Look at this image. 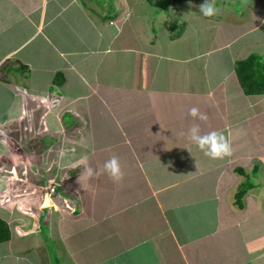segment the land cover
<instances>
[{
    "label": "crops",
    "instance_id": "crops-1",
    "mask_svg": "<svg viewBox=\"0 0 264 264\" xmlns=\"http://www.w3.org/2000/svg\"><path fill=\"white\" fill-rule=\"evenodd\" d=\"M89 1L0 0V139L7 144L0 143V218L11 233L0 243L5 252L20 253L12 250L14 229L24 240L53 225L63 239L85 219L82 236L90 231L94 242L95 232L105 231L119 257L120 231L112 230L125 214L134 222L122 239L131 245L110 263L264 264V239L248 234L264 228V94H244L234 72L235 60L264 53V0H218L211 18L190 6L167 7L170 0L151 9L115 0L108 13V1L99 10ZM58 72L62 83L54 84ZM33 106L40 107L35 126L24 121ZM193 106L207 114L195 121L202 132L231 140V156L211 159L181 135L193 123ZM112 140L119 148L109 157L123 148L126 159L120 181L98 175L97 155L103 162L107 146L98 150ZM49 178L62 180L61 211L43 205L40 188ZM243 184L249 187L239 207ZM151 217L153 229L145 224ZM21 258L3 256L0 264Z\"/></svg>",
    "mask_w": 264,
    "mask_h": 264
},
{
    "label": "rangeland",
    "instance_id": "rangeland-1",
    "mask_svg": "<svg viewBox=\"0 0 264 264\" xmlns=\"http://www.w3.org/2000/svg\"><path fill=\"white\" fill-rule=\"evenodd\" d=\"M95 1L97 4L96 8L97 10L101 9V3L103 2V0H93ZM108 1L109 4L107 5V8H102V11H104L105 13H108L109 11H113L114 10V6H115V0H105ZM142 1V4L145 5L146 7L151 9V5L153 6H159L158 4L162 3V0H153L152 3H150L148 0H140ZM218 0H216L217 2ZM258 1V0H255ZM88 4H91L92 1L87 0ZM205 2V0H170L168 2H166L167 7L168 5H170V8L175 7V5L177 6H181V5H185V7L190 6L191 10H195V9H199V6L201 4H203ZM175 4V5H173ZM240 11L245 10V2L241 1L240 3ZM111 5H113V8L110 9ZM219 5V2L216 4V6ZM139 6H142L141 3ZM94 7V5L92 6ZM165 7V5H164ZM164 10V9H163ZM172 10V9H170ZM184 11V8L182 7V12ZM159 12V11H158ZM173 12V13H172ZM172 12H168L169 15H171L172 17V21L168 23L170 25H174V29L177 28V23H176V19H178V14L176 12H174L172 10ZM235 13H239L237 12V10L234 11ZM162 16L161 19H163V24L167 23L166 22V13L165 11L161 12ZM241 14V13H239ZM110 18H106V20L108 21ZM174 19V21H173ZM136 22L138 23V19L136 20ZM176 25V26H175ZM131 28V27H130ZM131 30H133L132 28L129 29V34L133 33ZM165 30H168L166 25H165ZM263 52V51H262ZM262 52H259L260 54H264ZM257 53V54H259ZM15 79H20V77L17 74H13L12 75ZM10 91H13L12 89ZM9 91V92H10ZM43 93V92H40ZM40 98V97H38ZM28 103L25 105V108H28ZM35 106L31 107L30 109H33ZM40 107H36L34 108L32 111L25 109V118L24 121L27 122L30 119L34 120V126L37 124L36 121V115L39 112ZM1 141H3V139H0ZM117 141L112 140L111 142V146H109V142H105L102 146H100L99 150L104 149V145L107 146L106 152L103 154V162L102 160H100V155H97V162L101 165V167H103L104 162L106 160H108L111 156L115 155L118 156L119 153L117 154H112L109 157V154L113 151V149H118L119 147H117L116 143ZM24 142L21 143L19 142V146L21 147V151L24 152ZM34 145L32 143H28V147L30 150V147H33ZM42 147H47V145L42 146ZM24 149V150H22ZM37 149H39V147H37ZM26 150L27 153L30 154V151ZM16 152H19V150L16 148ZM122 152L118 157L120 159V163L121 166L124 164L123 162L126 161L125 159V155H124V149L122 148ZM103 153V152H102ZM122 159V160H121ZM39 160V159H38ZM38 160L36 162H38ZM102 162V163H101ZM125 166V165H124ZM41 168V167H39ZM123 168V166H122ZM104 169V168H103ZM99 177H109L107 175L106 172L104 171H99L98 172ZM32 176H35L34 173ZM53 198V197H52ZM62 205V204H61ZM60 208V206H58ZM70 207H72V205H70ZM58 208V211H61ZM63 208V207H62ZM64 209V208H63ZM72 209V208H71ZM68 210H70V208L68 207ZM127 213V212H126ZM128 214V213H127ZM125 222H122L121 224H117L116 227H114V229L112 230V232H118V230L120 231V250L117 251L119 252L120 256H125L123 255V253L121 252V247L122 250L129 248L128 245H131V240H123V237H128L125 235H130V226H129V222L133 221L132 217L130 215H123ZM152 218H149L146 221V225L151 227V222H152ZM68 220V219H67ZM258 220V219H257ZM256 220V221H257ZM68 222V221H67ZM87 221L85 219L80 220L79 222L74 223L73 225H75V227H70V229L68 230V232L64 231V237L63 239L60 236V228L54 227L52 226H46L44 224H42V232L40 233V236L37 234H28L27 238L22 240L21 238V230H15V237L13 238V242H12V250H17L16 252H20L17 253V256L14 254V252L12 251V253H7L5 252V245L6 244H0V257L3 256H7L10 259H14V257L19 258L20 257H24L21 258L23 260H21V264H113L112 262L110 263L109 257L114 256L115 258L118 257L117 253H113L114 251H116L113 247V238L111 236L110 239H107L106 237V232L105 231H99L97 236V232H95V237H94V242L91 241V238L89 237L92 236L90 231H86V235L87 237H83L82 234L80 233V231L85 230V228L81 227L83 226V224H85ZM134 222V221H133ZM262 222H264V220H262ZM76 225H78L76 227ZM249 226V224H247ZM152 228V227H151ZM10 229V228H9ZM153 229V228H152ZM59 233V235H58ZM252 233H254V237L258 238L259 241L261 242L264 239V228L261 229V231L258 230H251L248 232L249 235H251ZM259 234H263L262 236ZM53 235V236H52ZM45 236L43 238H39ZM52 236V237H51ZM58 237V238H56ZM66 237V238H65ZM93 237V236H92ZM258 239L255 240V243L259 242ZM21 243V244H20ZM153 245H155V243H152ZM259 243H257L255 246H257ZM262 246V244H261ZM15 248V249H14ZM71 248L74 249V252H71ZM99 250L104 251V252H99ZM152 255L153 252L151 251ZM20 256V257H19ZM120 256L118 258H120ZM120 260L117 259V264H120Z\"/></svg>",
    "mask_w": 264,
    "mask_h": 264
},
{
    "label": "clouds",
    "instance_id": "clouds-1",
    "mask_svg": "<svg viewBox=\"0 0 264 264\" xmlns=\"http://www.w3.org/2000/svg\"><path fill=\"white\" fill-rule=\"evenodd\" d=\"M199 9L200 13L204 17L208 18L217 15L219 11L216 6V0H205V2L199 6ZM188 116L193 118V123L187 129V132H182L181 135L186 136L188 140L194 142L197 147L204 152V155L208 156L211 159H223L232 155V142L228 137L218 131H211L207 133L202 132L200 124L195 122L197 120L206 121L208 119L206 113H202L198 107L193 106L188 109ZM0 143H3L5 147H7L6 142L0 141ZM72 151L74 152V149H72ZM63 154L64 151L62 150L61 155ZM103 168L109 178L114 181H120L124 177V172L122 170V166L118 156H111L104 162ZM86 172L89 178L96 174V170L91 166L86 168ZM51 179H53L56 183V188L53 194L48 193V191L44 189V186H46ZM61 181L62 180L60 179L56 180L55 178H49L40 188L44 195H47L48 198V204L46 205V207L55 209V204L57 206H60L59 204L62 201V192L61 189H59V187L61 186Z\"/></svg>",
    "mask_w": 264,
    "mask_h": 264
},
{
    "label": "trees",
    "instance_id": "trees-1",
    "mask_svg": "<svg viewBox=\"0 0 264 264\" xmlns=\"http://www.w3.org/2000/svg\"><path fill=\"white\" fill-rule=\"evenodd\" d=\"M148 1L150 3L153 2V0ZM234 72L244 94H264V54L251 53L246 58L235 60ZM61 79L62 75L58 72L53 77V83L60 84L62 83ZM248 187L249 185L243 184L237 190L234 202H236L239 207L242 206L240 201L242 196L247 192ZM10 237L9 225L0 218V243L8 241Z\"/></svg>",
    "mask_w": 264,
    "mask_h": 264
},
{
    "label": "built area",
    "instance_id": "built-area-1",
    "mask_svg": "<svg viewBox=\"0 0 264 264\" xmlns=\"http://www.w3.org/2000/svg\"><path fill=\"white\" fill-rule=\"evenodd\" d=\"M55 188H56V183L53 179H51L49 181V183L46 186H44V189H46L48 191V193H50V194L54 193Z\"/></svg>",
    "mask_w": 264,
    "mask_h": 264
},
{
    "label": "water",
    "instance_id": "water-1",
    "mask_svg": "<svg viewBox=\"0 0 264 264\" xmlns=\"http://www.w3.org/2000/svg\"><path fill=\"white\" fill-rule=\"evenodd\" d=\"M45 201H44V203H43V205H47L48 204V198H47V195H45Z\"/></svg>",
    "mask_w": 264,
    "mask_h": 264
}]
</instances>
